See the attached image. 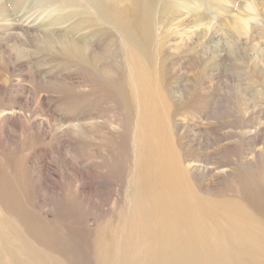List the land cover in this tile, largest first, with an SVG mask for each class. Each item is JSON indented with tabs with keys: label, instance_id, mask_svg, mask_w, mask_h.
<instances>
[{
	"label": "rangeland",
	"instance_id": "obj_1",
	"mask_svg": "<svg viewBox=\"0 0 264 264\" xmlns=\"http://www.w3.org/2000/svg\"><path fill=\"white\" fill-rule=\"evenodd\" d=\"M136 68L197 190L264 210V0H0V184L30 188L51 244L83 263L138 190Z\"/></svg>",
	"mask_w": 264,
	"mask_h": 264
},
{
	"label": "bare ground",
	"instance_id": "obj_2",
	"mask_svg": "<svg viewBox=\"0 0 264 264\" xmlns=\"http://www.w3.org/2000/svg\"><path fill=\"white\" fill-rule=\"evenodd\" d=\"M133 74L143 95L137 93L140 114L132 137L140 173L138 190L120 216L112 212V219L100 225L93 242L94 258L83 263L75 250L53 246L52 234L40 219L42 207L35 203L38 200L32 190L23 184L13 186L6 177L0 184V264H264V210L245 198L213 201L197 190L184 154L156 118V98L161 93L156 96L141 69L136 68ZM124 120L116 118L110 134L127 144ZM82 127L75 124L72 128L81 136L86 130ZM121 154L126 155L121 151L110 158L111 180H119L124 171ZM11 165L8 161L4 168L7 173ZM239 183L243 184L241 178ZM77 218L82 225L83 216Z\"/></svg>",
	"mask_w": 264,
	"mask_h": 264
}]
</instances>
